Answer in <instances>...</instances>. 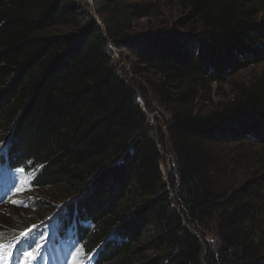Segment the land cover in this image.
Instances as JSON below:
<instances>
[{"label":"trees","instance_id":"obj_1","mask_svg":"<svg viewBox=\"0 0 264 264\" xmlns=\"http://www.w3.org/2000/svg\"><path fill=\"white\" fill-rule=\"evenodd\" d=\"M93 1L0 0V160L95 264H264V72L239 78L264 63V0H176L185 34L137 32L148 4ZM115 49L144 87L121 77ZM151 100L167 116L160 142ZM230 155L252 162L236 189L220 180Z\"/></svg>","mask_w":264,"mask_h":264},{"label":"rangeland","instance_id":"obj_2","mask_svg":"<svg viewBox=\"0 0 264 264\" xmlns=\"http://www.w3.org/2000/svg\"><path fill=\"white\" fill-rule=\"evenodd\" d=\"M88 3L93 4V0H86ZM123 1H132L140 4H148L150 6V15L143 19L134 20L137 25V32H146L150 28H164L168 31L174 30L180 34L187 33L185 27L179 26L177 21L185 17V14L177 6L176 0H123ZM94 19L98 24H101V20L98 17V14L95 10H92ZM264 18V13L260 15ZM114 62L118 68V72L122 78L126 79L132 87L145 86V81L140 76H134L130 74V66L128 63V55L126 52L121 54L118 50L115 49L114 53ZM264 72V63L260 65L250 66L247 71L239 74V78H245L253 73ZM223 91L228 92V84L224 83L221 85H213L212 92L210 95L205 93L203 100L200 102V106L203 109L210 110L214 108L216 104H221L224 101V96L222 95ZM138 101H142V97L138 96ZM152 102V111L149 113V123L151 125L150 134L157 141H161L160 132L163 135H166V123L167 116L164 113V110L158 105L154 100ZM164 144V145H163ZM163 144H160L161 151L163 154L162 168L166 174V181L168 182V189L172 187L170 181V173L174 171V162L173 156L169 151V147L166 141H163ZM3 149L4 148H0ZM233 148L228 150H223L222 154H230ZM228 159V170L226 174L220 179L223 184H226L230 189H236L238 186L242 185L250 176V181L254 178L252 174L253 170L247 167L246 161H240V158L236 155H230ZM14 174V181L18 182L17 185H13L11 193L9 196L5 197L3 200H0V244L4 246L7 245V242L11 241L13 238L19 240L23 237L22 232L15 235H11L14 232L15 227H22L26 225L27 230L31 231L32 229L36 230L35 234L42 230V234L38 237L37 244L29 248L33 253L34 258L25 257L24 255L20 257L19 261L10 259L11 254L10 250L5 251L3 264H92L93 260L88 256H81V248L76 246L74 243L68 242L64 245H61L56 251L64 257L66 260L63 263H60L59 260H50L43 262L41 248L46 244V241L50 238H57V234H53L54 228L58 227V218L53 214L48 215L45 219H40L36 200L38 199L37 193L32 190V188L27 187L29 185V178L21 172L16 171ZM176 175V172H175ZM3 181L7 184H10L7 177L3 178ZM44 195V194H42ZM65 193L63 194V196ZM78 197V196H77ZM77 197H74L72 200H76ZM12 201L19 202L18 204H13ZM67 204V203H66ZM66 204L62 202L58 205V210H63L66 207ZM22 205V206H21ZM54 220V221H53ZM40 222V223H39ZM48 224V225H46ZM46 225V226H44ZM41 226H44L41 228ZM36 228V229H35ZM38 230V231H37ZM264 231V228H263ZM53 232V233H52ZM26 234V233H25ZM44 238V239H43ZM47 238V239H46ZM207 241L211 245L215 246L217 242V237L214 232H210L206 236ZM42 239V240H41ZM40 240V241H39ZM45 240V241H44ZM6 247V246H5ZM52 255V252L49 254ZM37 258V259H36ZM21 259V260H20ZM29 260V261H28Z\"/></svg>","mask_w":264,"mask_h":264},{"label":"snow or ice","instance_id":"obj_3","mask_svg":"<svg viewBox=\"0 0 264 264\" xmlns=\"http://www.w3.org/2000/svg\"><path fill=\"white\" fill-rule=\"evenodd\" d=\"M0 144H3V148H5V149L8 147V141H7V140L0 141ZM2 153H3V149H0V155H2ZM21 171H23V169H21ZM12 203H13V204H18L19 202H17V201H12ZM21 206H22V205H21ZM21 235H23V233H22ZM37 243H39V242H37ZM4 249H5V246H4L3 244H0V264H3V261H4V255H3ZM23 255H24L25 257H31V258H34V257H33V253H32L31 250H30V251H25V252L23 253Z\"/></svg>","mask_w":264,"mask_h":264},{"label":"bare ground","instance_id":"obj_4","mask_svg":"<svg viewBox=\"0 0 264 264\" xmlns=\"http://www.w3.org/2000/svg\"><path fill=\"white\" fill-rule=\"evenodd\" d=\"M2 164H4V163H2ZM54 221V220H53ZM40 223V222H39ZM46 225H48V224H46ZM46 225H44V226H46ZM44 226H41V228L42 227H44ZM36 229V228H35ZM38 231V230H37ZM34 233V232H33ZM71 233V232H70ZM23 234H25V232L23 233ZM69 234V233H68ZM16 238H13L12 240H15ZM44 239V238H43ZM47 239V238H46ZM42 240V239H41ZM40 241V240H39ZM45 241V240H44ZM47 242V241H46ZM91 258H92V260H95V258H94V256H90ZM21 260V259H20ZM17 261H19V260H17ZM29 261V260H28Z\"/></svg>","mask_w":264,"mask_h":264},{"label":"water","instance_id":"obj_5","mask_svg":"<svg viewBox=\"0 0 264 264\" xmlns=\"http://www.w3.org/2000/svg\"><path fill=\"white\" fill-rule=\"evenodd\" d=\"M149 127V125L146 127V129Z\"/></svg>","mask_w":264,"mask_h":264}]
</instances>
